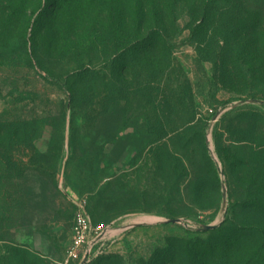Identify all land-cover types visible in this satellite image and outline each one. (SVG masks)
<instances>
[{"label":"rangeland","instance_id":"374dc122","mask_svg":"<svg viewBox=\"0 0 264 264\" xmlns=\"http://www.w3.org/2000/svg\"><path fill=\"white\" fill-rule=\"evenodd\" d=\"M201 3L165 15L151 0H0V264H79L66 263L74 197L115 223L93 264H149L172 245L193 255L203 226L246 200L249 171L264 169V0ZM139 4L140 41L159 42L136 64L113 40ZM250 234L246 254L262 240Z\"/></svg>","mask_w":264,"mask_h":264},{"label":"trees","instance_id":"16d2710c","mask_svg":"<svg viewBox=\"0 0 264 264\" xmlns=\"http://www.w3.org/2000/svg\"><path fill=\"white\" fill-rule=\"evenodd\" d=\"M188 1L189 0H151V4H153L154 9L168 15L166 12H169L170 9L173 8L174 4L179 2L186 3ZM199 1H202V6L210 4L215 5L225 2L233 5L235 8L240 6L241 8L243 7L247 9L252 7V5H254V3L258 0H197V2ZM143 7V5L141 6V4H139L133 13H128L127 10H124L125 12H122L117 25L113 24V29L115 30L114 27L116 25L121 33L120 38H114L113 40V42H117L115 49L119 46L122 47L121 52L123 53L119 54V56L126 53L129 58L136 61V64H138L137 62L140 60L141 55H145L150 48H154V44L156 42H159L157 41L156 36L150 37L149 40L145 37V39L142 38V42L140 41L141 37H143V32L146 31V19H144V14L142 13ZM46 15L47 14L45 13L44 15H41V17L44 18ZM128 16H131V18H127ZM159 22L161 23V19H159ZM160 30L161 29L158 31ZM122 32H124L125 35H123ZM119 56L117 60L124 58ZM126 61L127 60L122 61V66H119L118 68L115 67V70L121 73L125 71L126 68L130 67V63H127ZM55 80L60 82L57 79ZM228 104L229 103H225V107ZM237 110L239 109H233V111H230L228 115L236 112ZM214 116L215 114L210 115L209 120L213 119ZM220 121L221 119H219V121L215 124L214 129H216V126L218 127ZM208 126L210 125L208 124ZM2 136V131H0V208H3V204L7 198L5 192V182L7 179L5 176L6 172L9 170L8 166L4 165V151L1 150V143L3 141ZM237 148L238 151L246 149L244 146ZM240 155H242V152L239 153V156H237L239 158V162L242 165H246V159L240 157ZM261 159L264 162V159ZM248 178L249 179L247 181L250 183V187L247 190L248 196L246 200L240 203L241 205H237V203L234 202L229 203L225 220L218 227L206 230V232H204L208 234L206 238L199 239L200 241H198L196 248H201V251H195V249H192L191 252L193 255H190L189 251H181L185 250L184 248L177 251L175 250V246L172 245L165 250L156 252L151 258L149 264H172L177 262V260L179 261L178 258L182 257L188 260L190 256L192 258L190 261L194 262V264H198V262L201 264H264V199L260 198L262 191H264V169L259 170L257 167L251 169L249 171ZM238 208L246 211L243 213L241 212V214L238 215ZM90 213L93 221L99 224L100 222H97L94 219L91 211ZM251 232L260 233L262 235V240L260 245L254 249V254L248 252L246 254L244 252V246H246L245 241L248 237H250V235H252L250 234ZM105 255L97 257L88 264H93Z\"/></svg>","mask_w":264,"mask_h":264},{"label":"built area","instance_id":"2783aa9c","mask_svg":"<svg viewBox=\"0 0 264 264\" xmlns=\"http://www.w3.org/2000/svg\"><path fill=\"white\" fill-rule=\"evenodd\" d=\"M75 207L72 240L67 251L66 263L88 264L99 256L107 254L114 243L115 223H95L88 208L86 197H74ZM132 223L124 224V231L132 229Z\"/></svg>","mask_w":264,"mask_h":264},{"label":"water","instance_id":"95a60500","mask_svg":"<svg viewBox=\"0 0 264 264\" xmlns=\"http://www.w3.org/2000/svg\"><path fill=\"white\" fill-rule=\"evenodd\" d=\"M243 103L244 102H239V103H236L234 106H239V105H241ZM165 222L180 223L181 222V219L166 220ZM215 227H217V226L216 225H205V226H203L204 230H210V229H213Z\"/></svg>","mask_w":264,"mask_h":264},{"label":"crops","instance_id":"0c3cea01","mask_svg":"<svg viewBox=\"0 0 264 264\" xmlns=\"http://www.w3.org/2000/svg\"><path fill=\"white\" fill-rule=\"evenodd\" d=\"M133 225H136L135 223H133Z\"/></svg>","mask_w":264,"mask_h":264}]
</instances>
